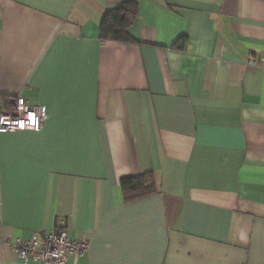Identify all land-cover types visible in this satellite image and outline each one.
<instances>
[{"label":"crops","instance_id":"0c3cea01","mask_svg":"<svg viewBox=\"0 0 264 264\" xmlns=\"http://www.w3.org/2000/svg\"><path fill=\"white\" fill-rule=\"evenodd\" d=\"M124 1L132 41L103 40ZM262 56L264 0H0V103L47 109L0 134V264L58 225L89 242L66 264H264Z\"/></svg>","mask_w":264,"mask_h":264},{"label":"built area","instance_id":"2783aa9c","mask_svg":"<svg viewBox=\"0 0 264 264\" xmlns=\"http://www.w3.org/2000/svg\"><path fill=\"white\" fill-rule=\"evenodd\" d=\"M250 63H257L254 57H251ZM258 64L264 69V56ZM13 100L11 106L0 103V134L39 131L47 118L46 106L22 95H17ZM12 248L24 263L66 264L70 255H85L89 242L82 237L70 236L65 225H58L42 234L36 232L29 239H16Z\"/></svg>","mask_w":264,"mask_h":264},{"label":"trees","instance_id":"16d2710c","mask_svg":"<svg viewBox=\"0 0 264 264\" xmlns=\"http://www.w3.org/2000/svg\"><path fill=\"white\" fill-rule=\"evenodd\" d=\"M138 15V4L135 1H124L118 6L107 9L100 25L103 40L130 42V26ZM11 106L13 99H6ZM120 184L127 201L136 200L157 192V186L151 172L121 178Z\"/></svg>","mask_w":264,"mask_h":264},{"label":"water","instance_id":"95a60500","mask_svg":"<svg viewBox=\"0 0 264 264\" xmlns=\"http://www.w3.org/2000/svg\"><path fill=\"white\" fill-rule=\"evenodd\" d=\"M14 101V100H13Z\"/></svg>","mask_w":264,"mask_h":264}]
</instances>
